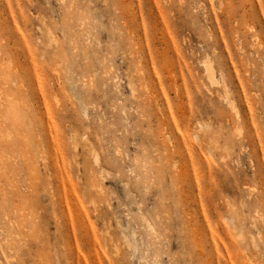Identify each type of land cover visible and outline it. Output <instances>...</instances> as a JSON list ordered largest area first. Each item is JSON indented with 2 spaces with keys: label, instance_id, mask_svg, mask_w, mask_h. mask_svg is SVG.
<instances>
[{
  "label": "rangeland",
  "instance_id": "374dc122",
  "mask_svg": "<svg viewBox=\"0 0 264 264\" xmlns=\"http://www.w3.org/2000/svg\"><path fill=\"white\" fill-rule=\"evenodd\" d=\"M153 260L264 264V0H0V264Z\"/></svg>",
  "mask_w": 264,
  "mask_h": 264
},
{
  "label": "bare ground",
  "instance_id": "6f19581e",
  "mask_svg": "<svg viewBox=\"0 0 264 264\" xmlns=\"http://www.w3.org/2000/svg\"><path fill=\"white\" fill-rule=\"evenodd\" d=\"M209 70H210V66H208V65H206L205 64V71L207 72H209ZM208 78H213V76L211 75V76H209L208 75ZM200 126H204V127H208V125L207 124H202V123H199V128H200ZM77 131H71L70 132V140H71V142H72V150H73V153H74V156L75 155H77V151H76V149H77ZM195 138H197L198 137V133H195ZM83 138H84V141H83V147H85L86 146V149L88 150V151H91L92 150V148H91V146H90V144H89V141L86 139V137L85 136H83ZM198 139V138H197ZM208 151H211V148L209 147L208 148ZM74 160H75V158H74ZM77 160V159H76ZM76 160H75V162H76ZM230 212H232V214H230L229 213V215L228 216H226L225 217V219H226V222H227V224H228V226H229V228L233 231V233L236 235V239H238V240H240L241 238H242V236H241V234L243 235V229H242V225L241 224H238L237 222H236V211L234 210V209H230ZM240 237L241 236V238H238V237ZM244 236V235H243ZM237 240V241H238ZM242 240V239H241ZM244 240V239H243ZM106 247H107V249H110V252L112 253V254H114V251H115V248H109V246H108V244L106 243V245H105ZM243 246V245H242ZM113 249H114V251H113ZM113 259H114V257H113Z\"/></svg>",
  "mask_w": 264,
  "mask_h": 264
},
{
  "label": "snow or ice",
  "instance_id": "6c2138e0",
  "mask_svg": "<svg viewBox=\"0 0 264 264\" xmlns=\"http://www.w3.org/2000/svg\"><path fill=\"white\" fill-rule=\"evenodd\" d=\"M150 264H159V261L158 260H153L150 262Z\"/></svg>",
  "mask_w": 264,
  "mask_h": 264
}]
</instances>
